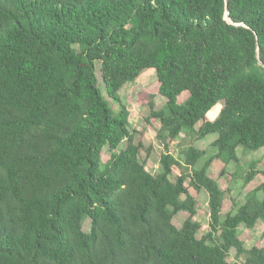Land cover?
Segmentation results:
<instances>
[{
	"label": "trees",
	"instance_id": "16d2710c",
	"mask_svg": "<svg viewBox=\"0 0 264 264\" xmlns=\"http://www.w3.org/2000/svg\"><path fill=\"white\" fill-rule=\"evenodd\" d=\"M150 68L165 100L146 103L165 148L156 174L119 95ZM184 131L215 135L201 166L193 144L182 162L168 150ZM238 146L264 147V0H0V264H232L231 249L264 264V244L237 231L264 224V169L248 164L244 182L262 181L224 214L208 175ZM189 188L208 197L201 237Z\"/></svg>",
	"mask_w": 264,
	"mask_h": 264
},
{
	"label": "rangeland",
	"instance_id": "374dc122",
	"mask_svg": "<svg viewBox=\"0 0 264 264\" xmlns=\"http://www.w3.org/2000/svg\"><path fill=\"white\" fill-rule=\"evenodd\" d=\"M97 76L99 79V86L103 91L100 79L99 64L97 63ZM104 94V91H103ZM120 98L129 111L128 127L134 136V141H141L143 147L139 151L140 160L145 161V166L152 174L159 171V157L164 151L161 140L157 137V129L159 127L158 120L149 119V108L147 106L148 99H152L154 107L159 109L164 104V98L158 92V82L156 79L154 69L144 70L134 81L125 83L119 91ZM188 92L184 91L177 97V102L181 103L187 97ZM105 96V94H104ZM107 103L113 108L117 107L106 96ZM222 101L213 106L208 112V119H214L222 106ZM199 123L197 124V126ZM215 135L210 134L202 139L193 140L191 134L184 131L176 139L168 143V150L180 162L183 161L182 148L193 144L195 147L204 151V156L198 161V166L216 151L212 145ZM127 141L124 140L118 148H124ZM238 162L229 163L225 166L224 173H221L222 163L219 160L211 162L208 175L214 178L221 189L224 191V198L222 204V214L232 207V201L241 203L245 194L254 189L261 181L262 175L258 173L250 182L245 183L243 177L250 162L255 161L257 169H264V147L255 151L243 150L242 147H237ZM110 156V150L105 145L101 152V161L104 163ZM172 175L180 173L179 167L174 165L172 167ZM192 195L196 199V215L194 218L199 221L201 227L197 233L201 237L208 231V206L207 194L205 191H196L189 188ZM259 195H261L259 193ZM187 213L179 211L173 216V223L180 227L182 221L186 218ZM84 231L90 230V220L85 218L82 223ZM238 236L243 241L244 246L249 248L251 246H262L264 244V224L258 221L253 228H246L244 225H239L237 228ZM227 260L232 264H243V256H236L235 250L231 249Z\"/></svg>",
	"mask_w": 264,
	"mask_h": 264
},
{
	"label": "water",
	"instance_id": "95a60500",
	"mask_svg": "<svg viewBox=\"0 0 264 264\" xmlns=\"http://www.w3.org/2000/svg\"><path fill=\"white\" fill-rule=\"evenodd\" d=\"M225 17H226L227 19H229V18H228V16H227V14H226V16H225Z\"/></svg>",
	"mask_w": 264,
	"mask_h": 264
}]
</instances>
